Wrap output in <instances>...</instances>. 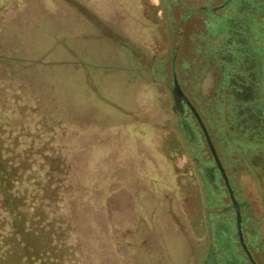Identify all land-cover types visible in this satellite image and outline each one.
Returning <instances> with one entry per match:
<instances>
[{
    "label": "rangeland",
    "instance_id": "obj_1",
    "mask_svg": "<svg viewBox=\"0 0 264 264\" xmlns=\"http://www.w3.org/2000/svg\"><path fill=\"white\" fill-rule=\"evenodd\" d=\"M224 1L0 0L6 47L51 62L48 78L94 128L93 165L103 160L117 168L111 178L121 181L120 190L107 209L89 217L92 229L84 242L98 264L117 257L113 225L122 227L119 253L136 255L138 264H251L238 242L233 213L224 212L229 199L222 181L217 179L214 188L204 171V164L213 165L209 149L188 117L192 143L186 139L171 110L174 73L203 111L201 101L210 95L211 84L203 37L209 34L212 10ZM214 14L217 19L223 12ZM97 142L105 155L98 153ZM88 155H80L82 170ZM236 188L251 200L259 219V241L245 243L255 264H264V196L256 198L243 177ZM164 195L166 205L159 207ZM138 211L149 213L157 226L153 242L146 241L142 224L135 233ZM174 211L180 221L170 216L175 225L167 233L163 216Z\"/></svg>",
    "mask_w": 264,
    "mask_h": 264
},
{
    "label": "trees",
    "instance_id": "obj_2",
    "mask_svg": "<svg viewBox=\"0 0 264 264\" xmlns=\"http://www.w3.org/2000/svg\"><path fill=\"white\" fill-rule=\"evenodd\" d=\"M224 3V7L211 12L209 34L203 37V61L206 66L210 62L223 65L228 71L233 67L244 70L248 66L234 64L228 53L240 47L241 57L250 56L254 45L264 46V0H256L257 8L252 14L248 8H238L239 0ZM219 11L223 14L216 19L214 13ZM238 15L251 23L239 24L238 31L243 34L239 44L233 21ZM50 68L53 65L44 57L8 49L0 34V264H98L84 249L92 229L89 217L96 209H107L112 196L120 190L121 181L111 178L117 168L103 160L97 162V167L93 165L91 121L87 115L75 113L69 99L60 96L58 84L48 78ZM259 82L262 93L258 100L264 108V79ZM248 98L238 100L229 94L224 109H219V118L211 122L206 117L211 137L215 139L218 134L226 143L222 151L214 141L237 196L242 191L235 187V175L229 169L233 152L247 150L249 140L247 135L236 133L235 107L240 104L244 108L250 103ZM97 143L98 153L105 155L104 146ZM82 152L89 154L83 170L78 166ZM101 168L108 174H101ZM217 174V179L222 178L220 172ZM246 175L241 177L254 186V196L263 198L264 174L257 171L251 178ZM226 211H230L228 207ZM112 227L117 257L107 264H138L136 255L119 253L123 248L122 227ZM257 236L253 232L248 239L256 243Z\"/></svg>",
    "mask_w": 264,
    "mask_h": 264
},
{
    "label": "flooded vegetation",
    "instance_id": "obj_3",
    "mask_svg": "<svg viewBox=\"0 0 264 264\" xmlns=\"http://www.w3.org/2000/svg\"><path fill=\"white\" fill-rule=\"evenodd\" d=\"M256 0H239V6L238 8H248L249 13H255L256 10ZM236 22L237 30L235 33V41L236 43H240L242 40L241 36L243 34L239 32L240 25L242 23H250L249 20L246 18H240L239 15L237 18H234L233 20ZM251 24V23H250ZM239 25V26H238ZM253 28H255V22L252 23ZM246 32L249 28L246 26ZM253 31V30H252ZM257 35V32L254 33ZM240 47L235 49V52L228 53L229 60H233L235 63L239 66L247 65L248 68L244 70H238L233 67L231 70H227L223 65H216V63H211L207 66L206 72L210 76L211 84H210V92L207 100L201 101V108L198 110L197 107L193 104L189 96L185 93V91L181 88V85L177 82L178 89L176 90L173 86L171 90V98H172V112L174 117H176L178 120V124L180 125L182 130H184L187 134V140L191 141L192 143V126H189L187 123V120L185 119L188 117L191 119L192 123L196 126V130L198 133H200L199 141L202 140L204 142L205 146L208 148L207 145V139L206 135L208 136L210 142L215 148V151L217 153V156L219 158V161L223 168L225 169V173L228 179L229 186L232 190L233 198L235 199L236 205L239 209L240 214V221H241V230H242V237L243 242H248L249 236L253 234V232H257V226L259 225V219L254 215L253 212V205L251 200L248 198H245L242 194L241 196H237L234 193L233 186L231 184V179L228 176V169L225 168L223 162L221 161V158L219 157L218 148L216 147L214 141H216V144L219 145V149L224 151V148L226 146V143L223 141L222 137H220L218 134L215 139L211 137V132L209 131L210 127L207 124L206 117H209L211 122L219 118L220 112L219 109H224V104L226 101V96L231 94L235 99L243 98L244 96L249 97L248 100L250 103L248 105H244V108H241L240 104H236L235 107V114L236 121H235V130L236 133L240 136L247 135V138L249 140V147L245 151H235L233 152L234 156H232V163L230 167V172H232L235 175V187L238 186V182L240 181L239 178L242 174H247L246 176H249L250 178L255 175V172L259 171L261 174H264V108L262 107V102L258 100L262 93V88L258 82L261 80V78L264 79V46L263 47H256L254 45L251 49L252 53L250 56L246 55L244 57L240 56ZM173 80L174 77L176 79V76L174 73H172ZM260 79V80H259ZM177 80V79H176ZM260 83V82H259ZM189 106L193 107L197 113L198 118L195 117V115L190 111ZM186 142V141H185ZM232 142V141H231ZM195 143V142H193ZM258 144H261L258 148L254 147ZM251 145V146H250ZM210 154V153H209ZM189 156L192 158V160L195 162L196 159L194 158L193 154H189ZM211 161L213 165L212 167H207V165L204 164V171L207 174V176L210 178V182H212L213 187H216V179L215 174L219 172L217 170V167L214 163L213 157L210 154ZM249 162V163H248ZM151 172H148L150 174ZM224 185V191L228 195L229 199V205L227 206L228 209L233 213L234 215V222H235V230L237 234L236 229V210L234 209L233 202L231 201L229 190L226 188L225 183L221 177H219ZM259 180H257L258 182ZM127 187V186H125ZM163 197V196H162ZM139 199V198H138ZM159 199V197L157 198ZM138 204L141 206L140 199L137 200ZM159 202V207H164L166 205L165 195L163 197V200ZM142 207V206H141ZM139 207V211H140ZM136 215L137 222H134L135 225V233L139 232V225H143L142 231H144V234L149 238L146 241L153 242L154 239H151L152 236H154V231L157 228V226L154 223L153 218H151V215L149 213H143ZM159 214H162V210H159ZM174 215L175 220L180 221L179 215L174 212H169L167 215L163 216V229L167 233H170L171 227H174V222L170 220V216ZM166 223V224H165ZM177 226V225H176ZM128 229V228H127ZM128 231L130 232L131 229L129 228ZM134 232L129 234V236H132L134 238ZM238 242L239 237L237 235ZM258 239V236H257ZM136 242L135 240H133ZM241 245V243H240ZM246 245V243H245ZM242 248V246H241ZM243 249V248H242ZM246 249L249 252L247 245ZM244 251V250H243ZM245 252V251H244ZM246 254V252H245ZM249 262L251 264H255L252 253L249 252V256L246 254Z\"/></svg>",
    "mask_w": 264,
    "mask_h": 264
},
{
    "label": "water",
    "instance_id": "obj_4",
    "mask_svg": "<svg viewBox=\"0 0 264 264\" xmlns=\"http://www.w3.org/2000/svg\"><path fill=\"white\" fill-rule=\"evenodd\" d=\"M224 5H226V3L222 4L218 8H222V7H224ZM173 86H174V88L176 90H179L178 89V85H177V80L175 79V77H174V80H173ZM189 108H190V111L195 115V117L198 118L195 109L193 107H191V106H189ZM206 139H207V145H208L209 152H210L211 156L213 157L214 163H215L218 171L220 172V175L222 176V178H223V180L225 182V185H226L227 189L229 190V194H230L231 201L233 202L234 209L236 210V215H237L236 216V227H237V234H238V237H239V241L241 243V246H242L243 250L249 256V252L247 251L246 245L243 242L239 209H238V207L236 205L235 199L233 198L232 191H231V188L229 186L228 180L226 178L224 169H223V167H222V165H221V163L219 161V158H218V156L216 154V151H215V149H214V147H213L212 143L210 142V140H209V138H208L207 135H206Z\"/></svg>",
    "mask_w": 264,
    "mask_h": 264
}]
</instances>
